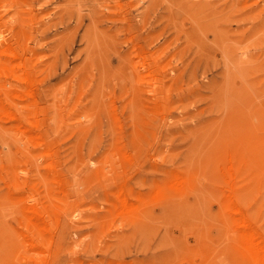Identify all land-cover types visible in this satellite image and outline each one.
Listing matches in <instances>:
<instances>
[{
  "label": "rangeland",
  "instance_id": "374dc122",
  "mask_svg": "<svg viewBox=\"0 0 264 264\" xmlns=\"http://www.w3.org/2000/svg\"><path fill=\"white\" fill-rule=\"evenodd\" d=\"M0 264H264V0H0Z\"/></svg>",
  "mask_w": 264,
  "mask_h": 264
}]
</instances>
